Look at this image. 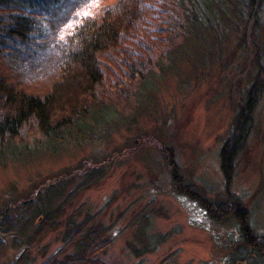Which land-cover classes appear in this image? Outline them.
<instances>
[{
	"label": "rangeland",
	"instance_id": "obj_1",
	"mask_svg": "<svg viewBox=\"0 0 264 264\" xmlns=\"http://www.w3.org/2000/svg\"><path fill=\"white\" fill-rule=\"evenodd\" d=\"M116 1L102 0L101 6ZM235 1L201 0L196 7L192 0H162L175 25L164 26V17L149 14L136 37L141 49L135 42L131 47L141 52L137 56L150 68L148 75L131 80L122 57L119 63L99 58L105 78L99 90L111 107L87 118L90 132L69 135L65 145L49 141L57 151L39 143L43 135L30 129L11 139L8 150L1 145L0 212L17 200L36 198L37 187L60 179L66 187L55 205L74 196L61 225L37 242L27 241L34 227L26 233L0 227V264H13L25 253L29 264L45 262L63 246L65 218L78 207L77 220L93 214L108 228L111 242L103 254L108 264H227L230 245L239 240L237 226L212 221L179 193L172 170L210 201L237 198L249 210L252 227L264 234V92L228 182L220 162L248 88L255 79L264 88V6L252 33L239 20ZM25 85L18 84L27 93H41L47 80ZM12 218L23 223L24 209ZM156 236L162 237L157 247L141 251Z\"/></svg>",
	"mask_w": 264,
	"mask_h": 264
},
{
	"label": "trees",
	"instance_id": "obj_2",
	"mask_svg": "<svg viewBox=\"0 0 264 264\" xmlns=\"http://www.w3.org/2000/svg\"><path fill=\"white\" fill-rule=\"evenodd\" d=\"M161 1L117 0L101 6L102 0H0V148L6 144L5 150H8L12 146L11 139L28 133L29 129L43 135L44 140L38 142L53 151H57L56 146H51L49 141L60 140L65 145L69 135L90 132L87 118L111 107L105 90H99L105 80L99 58L119 63L116 58L122 57L131 80L148 75L150 68L139 60L137 54L141 52L132 50V42L141 49L142 43L136 37L141 34L149 14L164 17V26L175 25L173 13L167 5L161 7ZM192 2L199 7L201 0ZM235 4L239 20L253 33L264 0H236ZM177 23L183 27L181 21ZM146 28L144 25L149 32ZM5 71L19 76L18 82L4 76ZM42 79L47 80V85L41 93H27L18 86L22 83L33 86L42 83ZM263 92L262 81L255 79L231 121L230 136L220 152L221 169L227 182L233 176L236 159L252 130L254 113ZM3 140L8 142L2 143ZM88 172L90 178L93 174ZM172 174L179 193L198 203L212 221L237 226L239 240L230 245L227 264L238 261L264 264V234L255 231L249 210L237 198L210 201L191 183L183 181L177 170H172ZM57 179L60 178L55 177ZM60 180L58 184L54 181V186L37 187L34 199L28 197L7 204L0 212L2 231L7 233L16 227L20 233H26L34 227L27 237L28 243H33L49 230L57 229L65 206L74 196V192L68 194L55 205L66 187L63 179ZM27 205L33 208L26 211ZM21 208L26 213L23 223L12 218L13 212ZM79 208H74L65 218L63 246L42 264H108L103 258L111 242L108 228L97 222L93 214L77 220ZM155 239H149L141 251L157 247L162 237ZM29 262L25 253L13 264Z\"/></svg>",
	"mask_w": 264,
	"mask_h": 264
}]
</instances>
